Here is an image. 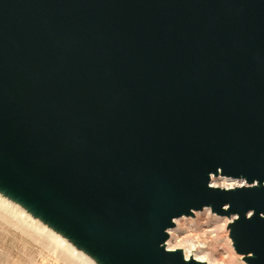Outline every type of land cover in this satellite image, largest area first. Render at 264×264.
Masks as SVG:
<instances>
[{
    "label": "water",
    "instance_id": "1",
    "mask_svg": "<svg viewBox=\"0 0 264 264\" xmlns=\"http://www.w3.org/2000/svg\"><path fill=\"white\" fill-rule=\"evenodd\" d=\"M0 195L96 264H207L206 209L264 264V0H0Z\"/></svg>",
    "mask_w": 264,
    "mask_h": 264
},
{
    "label": "rangeland",
    "instance_id": "2",
    "mask_svg": "<svg viewBox=\"0 0 264 264\" xmlns=\"http://www.w3.org/2000/svg\"><path fill=\"white\" fill-rule=\"evenodd\" d=\"M14 219L0 212V264H78L36 232L28 230L17 221L14 222ZM222 221L223 219L213 217L210 213L200 214L197 221L184 219L181 224L178 223L175 237L187 238L195 243L210 259L214 262L216 259L215 264H239V258L234 254L227 239V221L225 220L224 228ZM226 241L229 247L224 243ZM176 243L175 240V245Z\"/></svg>",
    "mask_w": 264,
    "mask_h": 264
},
{
    "label": "bare ground",
    "instance_id": "3",
    "mask_svg": "<svg viewBox=\"0 0 264 264\" xmlns=\"http://www.w3.org/2000/svg\"><path fill=\"white\" fill-rule=\"evenodd\" d=\"M241 185H242L241 182L232 181V180H228V179L214 178L212 180V187H221V188L232 189V188H235V187L241 186ZM1 211L12 216V217H14L16 219V220L14 219V222L17 221L20 225L27 228L28 230L36 232L38 236H40L42 239L46 240V242H49L51 244V246L55 247L57 250L64 253L72 261H74L78 264H96L90 257H88L83 252L76 249L71 243H69L62 236H60L59 234H57L54 231H52L51 229H49L47 226L42 224L40 221L32 218L20 206H18L16 204L12 203L11 201L7 200L2 195H0V212ZM204 213L207 215H209V213H210V215L213 217L223 219L222 222H224V224L222 225V228L225 227V225H226L225 220H226L227 221L226 232L228 233L227 228H228V225L231 222V220H229L228 218L218 217V216L212 214L210 209H206L202 213H200V212L196 213V219L186 218V217L181 218V219H177L175 221L176 227L169 231L170 238H169V241L167 243V247L171 251H174L177 249L183 250L187 258L194 257L196 260H198L200 262H205L207 264H215L216 259H215V262L212 259H210L209 256L205 253V251L203 249H199V247L195 243H192L187 238L186 239L185 238L178 239V237H175V234L178 232V231H176L178 229V223L181 224L180 222L184 219L197 221L199 215L204 214ZM227 239L230 243V246H231L234 254L237 256V258H239V264H246L243 260V257L236 254V252L233 248V244H232L231 239L229 237H227ZM175 240L177 242L176 245H175ZM186 243L188 245H186ZM224 243H226V245L229 247V243L227 241ZM171 248H174V249H171Z\"/></svg>",
    "mask_w": 264,
    "mask_h": 264
}]
</instances>
